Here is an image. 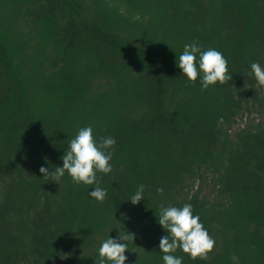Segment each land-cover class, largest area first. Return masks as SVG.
Listing matches in <instances>:
<instances>
[{
  "label": "trees",
  "instance_id": "1",
  "mask_svg": "<svg viewBox=\"0 0 264 264\" xmlns=\"http://www.w3.org/2000/svg\"><path fill=\"white\" fill-rule=\"evenodd\" d=\"M193 41L223 54L230 82H188L177 60ZM253 62L264 68V0H0V264H98L120 232L135 234L125 264H164L160 207L187 203L215 247L210 260L178 249L182 264H264ZM88 126L116 141L103 202L40 172Z\"/></svg>",
  "mask_w": 264,
  "mask_h": 264
},
{
  "label": "clouds",
  "instance_id": "2",
  "mask_svg": "<svg viewBox=\"0 0 264 264\" xmlns=\"http://www.w3.org/2000/svg\"><path fill=\"white\" fill-rule=\"evenodd\" d=\"M177 63L191 84H195L200 78L202 90H207L210 86L217 84L225 85L233 78L228 71V61L221 52L213 48L202 50L195 41L184 45V50L179 55ZM250 67L258 87H264V68L256 62L251 63ZM219 123H223L222 117ZM115 144L116 141L111 136L102 137L97 143L93 128L83 127L75 138L71 139L68 150L61 157L63 166L56 167L55 171L42 166L40 172L44 179L51 178L56 183L67 172L74 183L93 186L94 190L88 193L89 196L103 202L107 192L99 186L97 172L105 175L113 172L110 161L112 159L111 150L114 149ZM144 187L140 185L135 195L129 199L132 204H139L144 199ZM157 191L163 194L164 189L159 188ZM158 223L169 233L168 236L161 237L159 244L164 254L162 257L164 264H182V258L173 255L178 249L190 255L193 260L211 259L209 254L214 250L215 240L200 222V217L193 215L190 203L184 204L182 208L161 205ZM133 240L135 241L134 233L120 232L116 239L109 237L103 241L99 248L98 264H125L127 260L125 252Z\"/></svg>",
  "mask_w": 264,
  "mask_h": 264
},
{
  "label": "rangeland",
  "instance_id": "3",
  "mask_svg": "<svg viewBox=\"0 0 264 264\" xmlns=\"http://www.w3.org/2000/svg\"><path fill=\"white\" fill-rule=\"evenodd\" d=\"M263 117V114L259 113H250V114H243L237 117L236 122L233 125V129H237L239 127L244 126L246 123H257L259 120H261Z\"/></svg>",
  "mask_w": 264,
  "mask_h": 264
}]
</instances>
